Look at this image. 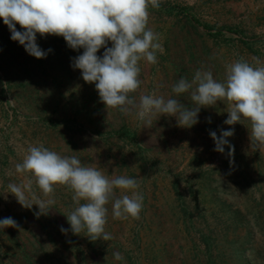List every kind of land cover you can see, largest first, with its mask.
<instances>
[{
	"label": "rangeland",
	"instance_id": "obj_1",
	"mask_svg": "<svg viewBox=\"0 0 264 264\" xmlns=\"http://www.w3.org/2000/svg\"><path fill=\"white\" fill-rule=\"evenodd\" d=\"M149 12L148 26L165 51L156 64L140 62L137 100L153 91L176 98L172 85L191 80L198 69L224 81L226 63L264 64V0H161ZM187 19L198 21L197 28ZM36 42L52 49L46 58L29 55L22 45L18 56L0 52V219L18 224L0 228V264H128L125 253L139 264H264V152L251 149L250 125H226L224 101L202 107L191 128L169 116L145 127L134 113L107 110L101 101L102 108L92 111L87 96L95 84L71 66L83 49L72 50L59 36L37 34ZM179 99L195 106L188 93ZM122 123L136 132L134 140L108 136ZM230 128L231 165L228 147L223 154L214 151L209 134ZM39 145L76 156L109 179H137L144 196L140 219H114L109 203L105 231L112 239L92 241L85 232L60 231L70 229L65 215L74 206L66 186H55L47 215L35 216L36 205L22 207L7 186L27 183L30 174L17 173L15 165L29 146ZM120 196L116 189L114 198ZM204 236L210 237L208 248ZM116 252L124 259L115 260Z\"/></svg>",
	"mask_w": 264,
	"mask_h": 264
},
{
	"label": "clouds",
	"instance_id": "obj_2",
	"mask_svg": "<svg viewBox=\"0 0 264 264\" xmlns=\"http://www.w3.org/2000/svg\"><path fill=\"white\" fill-rule=\"evenodd\" d=\"M160 4L161 0H0V18L8 26L11 39L37 59L46 58L52 51L39 47L37 34L63 37L75 51L82 48V54L72 58L71 66L80 70L86 83L95 84L107 110L134 113L145 127L151 126L156 117L169 116L176 118L178 126L191 128L199 122L202 107L224 101L228 113L224 123L250 125L251 149L264 152V64L258 60L255 65L243 59L226 63L224 81L214 79L211 70L198 69L191 80L182 77L172 85L176 98L166 99L155 91L141 94L138 100L133 95L142 83L140 62L156 64L158 54L165 51L159 34L148 26L149 8L158 9ZM17 24L23 31L16 29ZM102 48L103 55H97ZM185 93L194 107L179 99ZM209 134L214 151L223 154L227 146L233 164L235 149L228 138L234 135V128L222 129L219 136L215 131ZM15 169L30 174L29 179L23 184L9 183L7 193L13 194L22 207L38 206L39 211L34 213L37 217L52 210L56 185L71 190L74 206L65 215L70 229L61 226L62 233L85 232L92 241L111 240L105 231L109 203L114 219H140L144 196L137 191V179L124 175L109 179L97 167L82 165L76 156H61L43 145L29 146ZM33 184L42 195L33 190ZM116 189L121 190L119 198H114ZM7 227L18 224L11 217L0 219V228ZM113 255L117 261L124 259L119 252Z\"/></svg>",
	"mask_w": 264,
	"mask_h": 264
},
{
	"label": "trees",
	"instance_id": "obj_3",
	"mask_svg": "<svg viewBox=\"0 0 264 264\" xmlns=\"http://www.w3.org/2000/svg\"><path fill=\"white\" fill-rule=\"evenodd\" d=\"M168 9H169V11H172L171 8H168ZM187 22H189L188 24L193 29H196L197 25L199 24L198 21L191 20V19H187ZM202 25H203L204 28L208 27L205 24H202ZM16 29L18 31H23V29L20 27L19 24L16 25ZM61 39L64 40L63 37H61ZM19 49H20V44L18 43V41H13L11 39V32H10L8 26L5 25L3 23V19L0 18V52H1V54H3V52L6 51L8 53L10 52V53L18 56L19 52H20ZM22 62H25V60H22ZM23 68H24V70H26L25 67H23ZM21 76L25 77L27 75L25 73H22ZM0 78H2V77H0ZM99 101H100L99 94H98V92L96 90H94V91H92V93L88 94V96H87V105H88L90 110L99 111L102 108V106H101ZM107 134H108L109 137L114 135L116 137L123 138V139H129V140H134L136 138V132L134 130H132L129 126H127L125 123H122L121 125L117 126V128L112 126V128L110 130H108ZM176 193L180 194L177 189H176ZM203 239H204V243L206 244V246L208 248L210 246V244H209L210 237L209 236H204ZM125 257L127 259L128 264H139L138 261H136L133 258H131L127 253H125ZM28 261H29V264L33 263V262H31L32 260H30V259H28Z\"/></svg>",
	"mask_w": 264,
	"mask_h": 264
}]
</instances>
